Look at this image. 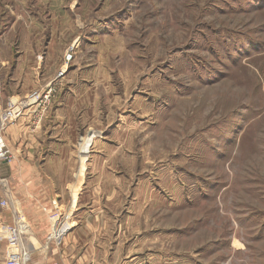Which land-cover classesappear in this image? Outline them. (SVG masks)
<instances>
[{
    "label": "rangeland",
    "instance_id": "obj_1",
    "mask_svg": "<svg viewBox=\"0 0 264 264\" xmlns=\"http://www.w3.org/2000/svg\"><path fill=\"white\" fill-rule=\"evenodd\" d=\"M50 32L57 78L31 88ZM72 73L84 80L69 105L90 119L76 152L102 221L94 245L118 251L109 264H264V0H0V117L39 90L47 113ZM16 121L0 130L6 148ZM8 210L0 264L14 211L31 236ZM58 213L70 228L48 243ZM69 218L49 215L45 248L62 245Z\"/></svg>",
    "mask_w": 264,
    "mask_h": 264
},
{
    "label": "crops",
    "instance_id": "obj_2",
    "mask_svg": "<svg viewBox=\"0 0 264 264\" xmlns=\"http://www.w3.org/2000/svg\"><path fill=\"white\" fill-rule=\"evenodd\" d=\"M52 34L46 36V57L39 64L41 68L36 72L27 71V74L36 76L31 88L44 86L57 78L61 62L53 60V55L58 53L54 51L56 43ZM63 80L65 85L59 91L57 105L44 114L35 107L26 109L22 117L5 131V144L13 154V162L0 164V202L8 204V208H1L0 220L10 222L9 208L22 212L31 228V236L26 241L32 251L28 264L50 261L58 264H109L108 258H116L118 251L115 247L110 251L94 245L101 233L98 235L100 229L93 227L101 226L102 221L91 216L93 206L89 187L85 171L81 169V157L76 152L77 131L85 128L86 119L90 125V119L86 117L83 105H69L79 92H74L76 83L84 79L72 73ZM56 209L66 212L71 209L72 228L59 248L52 246L48 250L43 246L50 230L48 217ZM95 230L98 236L92 234Z\"/></svg>",
    "mask_w": 264,
    "mask_h": 264
},
{
    "label": "built area",
    "instance_id": "obj_3",
    "mask_svg": "<svg viewBox=\"0 0 264 264\" xmlns=\"http://www.w3.org/2000/svg\"><path fill=\"white\" fill-rule=\"evenodd\" d=\"M73 45H71L66 51L65 61L69 62L72 58L71 52L73 51ZM49 92L44 91H33L23 100L16 102V104H11L8 109H6L2 116L0 117V130L10 123H13L18 118H20L23 112L30 107H35L36 109H41L47 100ZM13 161V157L8 148L5 147L0 138V164L9 165ZM0 206L5 208L8 204L5 201H1ZM14 222L12 227L7 230L10 235L9 249L6 254V259L4 264H28L30 257L32 255L31 249H23L21 245V236L26 234L30 237V230L27 226L23 217L14 211ZM52 229L51 233L47 238V242H58L69 230V224L65 222V217H62L60 213L51 216ZM46 243V244H48ZM46 246V245H45ZM45 248V247H44Z\"/></svg>",
    "mask_w": 264,
    "mask_h": 264
},
{
    "label": "bare ground",
    "instance_id": "obj_4",
    "mask_svg": "<svg viewBox=\"0 0 264 264\" xmlns=\"http://www.w3.org/2000/svg\"><path fill=\"white\" fill-rule=\"evenodd\" d=\"M81 177V176H80ZM78 185V184H77ZM77 187V186H76Z\"/></svg>",
    "mask_w": 264,
    "mask_h": 264
}]
</instances>
